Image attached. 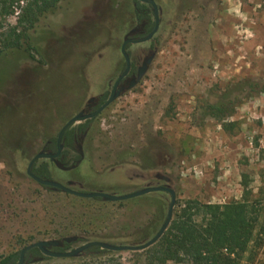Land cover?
<instances>
[{
  "label": "rangeland",
  "instance_id": "1",
  "mask_svg": "<svg viewBox=\"0 0 264 264\" xmlns=\"http://www.w3.org/2000/svg\"><path fill=\"white\" fill-rule=\"evenodd\" d=\"M156 1L163 22L154 58L140 82L93 122L85 159L66 170L40 162L54 180L84 192L128 194L164 185L157 174L167 175L177 192L173 217L188 199L241 200L247 180L258 220L241 264H264V93L238 107L234 132L207 113L237 80L264 83V0ZM20 4L6 30L18 23L26 0ZM135 24L134 0H60L29 31L34 58L23 47L0 54V262L33 242L73 235L80 240L68 250L91 240L138 246L164 223L166 191L108 201L46 188L27 174L46 141L90 98L111 90ZM150 45H130L136 65ZM144 250L27 264H147Z\"/></svg>",
  "mask_w": 264,
  "mask_h": 264
},
{
  "label": "trees",
  "instance_id": "2",
  "mask_svg": "<svg viewBox=\"0 0 264 264\" xmlns=\"http://www.w3.org/2000/svg\"><path fill=\"white\" fill-rule=\"evenodd\" d=\"M60 0H26L18 23L5 29L6 19L15 14L22 0H0V54L8 49L24 48L31 58L34 46L29 31L39 20L56 9ZM135 16L139 25L150 31L152 19L149 6L139 0H134ZM19 25L22 26L18 30ZM264 93V83L252 77H246L234 82L220 95L217 102L207 106V113L219 121L227 132H234L239 124L231 120L238 107L251 97ZM89 123L77 124L69 129L71 136H78L89 128ZM66 149L61 155V164L70 166L77 164L80 156L69 157L71 149H76V143L69 139ZM34 172L41 178L51 179V171L47 162L36 164ZM244 191L241 200H233L224 204L203 203L197 199H188L180 212L173 217L168 229L152 246L146 248L147 264H168L189 262L191 264H241L244 254L252 240L258 214L255 200H251L247 180L243 181ZM46 188H51L44 186ZM78 238L77 241H79ZM73 243V242H72ZM72 243L64 242L57 251L68 250ZM107 251L100 247H91L82 254ZM19 252L1 260L0 264H16ZM38 248L30 250L26 255L27 263L47 259Z\"/></svg>",
  "mask_w": 264,
  "mask_h": 264
},
{
  "label": "water",
  "instance_id": "3",
  "mask_svg": "<svg viewBox=\"0 0 264 264\" xmlns=\"http://www.w3.org/2000/svg\"><path fill=\"white\" fill-rule=\"evenodd\" d=\"M140 1L146 2L153 7L154 15L156 18L155 26H154L153 30L147 36L142 37V38H126L124 40V42L122 43L121 52H122V54L126 60L127 68L119 76L118 80L115 82L114 87H113L108 99L98 110H96L92 113H85L84 111H80L77 114H75L73 117H71L63 125V127H62V129L58 135V138H57L58 150H57V152L53 153V152L40 151L37 154H35L27 166V174L32 179H34L36 182H38L39 184L51 187L54 190H61V191L71 193V194H74V195H77L80 197H85V198L99 197V198H102V199L108 200V201L126 200V199H130V198L137 197L140 195H144L146 193H150L153 191H166L171 195V202L169 205V209L167 212L166 219H165L164 223L162 224L161 228L158 230V232L150 240H148L146 243L138 245V246L118 245V244H113V243L105 242V241H101V240H91V241H88V242H86V243H84V244H82V245H80V246H78L72 250L57 251V250H54L53 248L62 247L64 242H67V243L76 242L78 240V236L73 235V236L64 237L62 239L39 240V241H36V242H33L31 244L24 246L20 250L19 259H18L16 264H27L26 255L30 250H32L34 248H38L46 256L60 257V258L77 257L80 254H82L86 249L91 248V247H96V246L100 247L101 249H106V250H111V251L144 250V249L152 246L153 244H155L162 237V235L168 229V227H169V225L173 219L174 208H175V205L177 202V192L174 188H172L169 185L170 177L167 175H164V174L161 176L159 175L160 178L163 179L167 183V185L149 186V187L142 188L140 190H136V191L128 193V194L116 195V194H111V193L102 192V191L84 192V191L75 190V189L71 188L70 186L64 185V184H62L56 180L41 178L33 172L34 164L39 159L49 158L51 160H55L59 156V154L62 150V147H63L62 146V137H63V134L66 131V129H68L72 124H74L76 122H80V121H83L85 119L94 117L99 112H101L106 107H108L112 102H114L120 96L121 90H118V85H119L121 79L127 74L129 67H130V56L127 52V45L129 43H141V42L148 41L149 39H151L156 34V32L158 31V28H159V22H160L159 7H158V4L156 3V1L155 0H140ZM154 55H155L154 53L150 54V56H148L145 59L143 65L139 68V72H138L137 77L132 80L129 88L134 87L143 78L144 74L146 73V71L149 67V64L152 62V60L154 58ZM91 100H92V98L90 99V101ZM81 154L83 155L82 150H81Z\"/></svg>",
  "mask_w": 264,
  "mask_h": 264
},
{
  "label": "flooded vegetation",
  "instance_id": "4",
  "mask_svg": "<svg viewBox=\"0 0 264 264\" xmlns=\"http://www.w3.org/2000/svg\"><path fill=\"white\" fill-rule=\"evenodd\" d=\"M140 1V0H139ZM156 1V0H155ZM140 2H142V1H140ZM142 3H145V4H147L148 6H149V9H150V13H151V19H152V28H151V30L150 31H147V29H145L144 28V26H145V24H142V25H139L138 24V21H137V19H136V24H135V26L125 35V38H124V40L126 39V38H142V37H145V36H147L152 30H153V28H154V26H155V21H156V18H155V15H154V11H153V7L150 5V4H148V3H146V2H142ZM156 3H157V1H156ZM158 4V3H157ZM158 7H159V17H160V22H159V28H158V31L156 32V34L151 38V39H149L148 41H145V42H151V45H150V47H149V50H148V54H147V56L143 59V61H142V63L138 66V65H136V63L132 60V58H131V55H130V52L128 51V49H129V47H130V45L131 44H133V43H129L128 45H127V52H128V54H129V56H130V67H129V70H128V72H127V74L121 79V81H120V83H119V85H118V90H121V94H120V96H122L123 94H125L127 91H129L131 88H129V86H130V84H131V82H132V80L133 79H135L136 77H137V75H138V72H139V68L143 65V63H144V61H145V59L148 57V56H150V54H155V52H156V49H157V45H156V38H157V35H158V33H159V31H160V28H161V25H162V22H163V20H162V17H161V7L159 6V4H158ZM124 40H123V42H124ZM122 42V43H123ZM141 43H144V42H141ZM134 44H138V43H134ZM122 46V45H121ZM122 53V52H121ZM123 55V54H122ZM124 57V56H123ZM126 68H127V64H126V60H125V58H124V66H123V69H122V71L120 72V74L117 76V78H116V81L118 80V78H119V76L126 70ZM115 81V82H116ZM115 82H114V84H115ZM140 82V81H139ZM138 82V83H139ZM137 83V84H138ZM114 84H113V87H114ZM113 87L111 88V90L109 91V92H103V93H101V94H99V95H97V96H95V97H93L92 98V100L90 101V99L88 100V102H87V105L81 110V111H84L85 113H92V112H94V111H96V110H98L105 102H106V100L108 99V97H109V95H110V93H111V91H112V89H113ZM119 96V97H120ZM107 109V107L104 109V110H102L101 112H99L97 115H95L94 117H92V118H88V119H85V120H83V121H80V122H76V123H74V124H72L68 129H66V131L64 132V134H63V137H62V150H61V152H60V154H59V156L55 159V160H51V159H49V158H42V159H49L53 164H55L56 165V167L57 168H59V169H72V168H75V167H77L79 164H80V160H83V159H85V154H84V151H83V145H84V140L86 139V136H87V134H88V132H89V130H90V128H91V125L93 124V122L105 111ZM73 117V116H72ZM69 120V119H68ZM67 120V121H68ZM66 121V122H67ZM88 121H90V123H89V128L87 129V130H85L84 132H82V134H80V136H78V134L77 133H74V135H70V134H68V132H69V129H71L73 126H75V125H77V124H84V123H87ZM65 122V123H66ZM64 123V124H65ZM63 127V126H62ZM62 127L59 129V131H58V133H57V135L55 136V138L53 139V140H47L46 141V144L43 146V149L41 150V151H45V152H53V153H55V152H57V150H58V143H57V138H58V135H59V133H60V131H61V129H62ZM69 139H71V140H73L75 143H76V145H77V147H76V149H71L70 150V153L68 154L69 155V157H76L77 155H79L80 156V160H79V162L77 163V164H75L74 165V163L76 162V161H73L72 163H71V165L70 166H63L62 164H61V162H60V160H61V155H62V153L66 150V149H69L68 148V146H66V144H67V141L69 140ZM81 150L83 151V155L81 154ZM42 162H45V161H42ZM42 162H40V159L34 164V167L36 166V164H40V163H42ZM49 166V165H48ZM34 167H33V169H34ZM50 169V168H49ZM33 172H34V170H33ZM35 173V172H34ZM161 175H163V174H157V177L158 178H160V176ZM52 177V176H51ZM51 179H53V177L51 178ZM161 179V178H160ZM54 180V179H53ZM164 185H167V183H164ZM44 186V185H43ZM77 242V241H76ZM58 248H60V247H58ZM54 250L55 249H57V248H53Z\"/></svg>",
  "mask_w": 264,
  "mask_h": 264
}]
</instances>
